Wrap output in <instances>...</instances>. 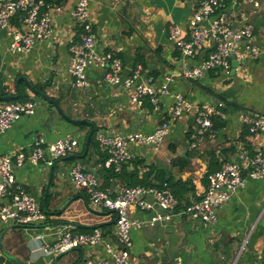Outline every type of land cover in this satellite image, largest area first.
<instances>
[{
	"label": "crops",
	"instance_id": "obj_1",
	"mask_svg": "<svg viewBox=\"0 0 264 264\" xmlns=\"http://www.w3.org/2000/svg\"><path fill=\"white\" fill-rule=\"evenodd\" d=\"M77 1L67 0L61 6L62 12L54 21L53 37L38 43L29 53H11L9 38L0 42V97L16 96L20 90V96L37 104L35 115L25 116L9 130L0 132V157L29 152L39 137L48 143L76 137L81 143L80 152L75 154L78 159L68 156L53 166L48 194L52 166L27 161L23 167H15L17 182L34 196L47 220L27 227L0 221V264H86L89 258H107L101 246H85L57 258L42 252L45 244L57 241L65 227H70L72 233L85 234L100 229L105 238L116 241L115 214L92 208L88 193L73 187L70 170L77 164L83 165L98 178L103 190L114 191L116 195L125 182L111 178L104 168L105 153L96 142L97 134H151L169 118L173 105L167 96L161 99V112L132 105L122 86L106 81L110 70L101 67L87 70L88 87L73 86L69 72L70 47L78 40V31L71 12ZM88 1L97 36L96 52L102 56L115 54L122 62L123 77L141 66L139 82L152 77L158 88L167 85L172 94L184 95L196 105L223 102L225 107V118L214 121V140L197 138L195 117L184 115L173 121L170 134L157 151L146 146L130 147L134 161L127 165L126 173L137 170L142 178L153 172L152 180L158 171L171 172L176 183L185 184L182 189L185 197L194 202L206 192L209 171H218L227 161H239L243 153L254 156L264 150V132L251 135L242 119L243 114L264 118V0H257L258 8L241 4L240 0H228L225 9L245 15L255 27L260 56L241 61L235 75L212 71L198 80L186 79L180 73L185 65L199 66L212 50L206 49L199 57L187 61L170 41L173 25L184 33L188 31L189 21L198 7L197 0H124L118 6L113 0ZM13 20L15 17L12 23L22 27L21 20L17 24ZM188 38L184 34V39ZM19 78L31 83L73 119L92 123L95 141H90L87 147L91 127L69 123L53 102L35 95L23 80L18 88ZM182 154L180 160L185 158L184 163L180 166L176 162L172 167L171 159ZM217 215L215 225L180 218L174 223L133 230V264H264V179L247 177L245 185ZM132 217L147 221L150 214L133 209ZM244 244L246 248L240 252Z\"/></svg>",
	"mask_w": 264,
	"mask_h": 264
},
{
	"label": "built area",
	"instance_id": "obj_2",
	"mask_svg": "<svg viewBox=\"0 0 264 264\" xmlns=\"http://www.w3.org/2000/svg\"><path fill=\"white\" fill-rule=\"evenodd\" d=\"M197 1L198 7L189 21L188 31L184 33L182 28L173 25L170 29V41L187 61L199 57L206 49L212 51L199 66L185 65L181 76L198 80L212 71H222L230 76L233 54L237 55L239 62L254 60L260 56L255 27L248 22L245 15L232 9L225 10L228 0ZM113 2L118 6L124 0ZM240 3L259 7L257 0H240ZM61 12V6L48 5L44 0H0V31L7 30V38L10 39L9 51L16 55L29 53L38 43L49 41L54 35L55 18ZM20 13L24 14L20 19L21 28L12 23V19ZM71 17L78 31V40L70 47L72 59L69 72L75 88L88 87L87 70L91 67H101L110 70L106 74V81L111 85L122 86L129 94L131 104L140 109L144 108L147 99L156 112L162 111L163 96L170 97L173 101L169 118L151 134L98 133L96 142L106 154L103 162L105 169L121 173L124 165L134 160L130 147L146 146L157 151L170 134L173 121L184 115L195 117L197 138H216L214 121L217 118H225L223 102L196 105L184 95L172 94L167 85L158 88L152 77L139 82L142 79L141 66H137L130 75L123 77L122 62L115 54L102 56L96 52L97 36L90 20L89 1L78 0ZM184 34L189 37L187 40L184 39ZM36 109L37 104L31 99L0 102V132L9 130L25 116L35 115ZM242 119L251 135L264 132L263 117L243 114ZM80 150L81 143L76 137H65L54 143H48L44 137H39L31 144L29 152L19 151L0 157V200L5 201L0 203V221L26 227L44 223L47 220L46 213L34 196L17 182L15 167L21 168L27 161L33 165L44 162L47 166H53L61 159L78 154ZM247 177L254 180L264 179V150L257 151L254 156L243 153L239 161L223 163L218 171L208 176L207 189L201 199L190 205L179 206L167 182L160 187L123 186L114 195L112 191L101 188L93 173L88 172L83 165L77 164L69 173L73 187L88 193L92 208L115 214L116 241L105 238L100 229L85 234L72 233L70 227H65L57 241L52 245L45 244L42 252L57 258L63 253L85 246H101L108 257L89 258L86 264H133V230L144 226L174 223L180 218L203 225H215L218 221V210L245 185ZM133 209L148 212L150 218L147 221L133 218ZM245 248L246 244L241 247L240 252Z\"/></svg>",
	"mask_w": 264,
	"mask_h": 264
},
{
	"label": "trees",
	"instance_id": "obj_3",
	"mask_svg": "<svg viewBox=\"0 0 264 264\" xmlns=\"http://www.w3.org/2000/svg\"><path fill=\"white\" fill-rule=\"evenodd\" d=\"M44 1L48 5H57V6H63L67 2V0H44ZM23 16H24V14L20 13L15 17L16 20L15 21L13 20V21L17 24V21L20 20ZM19 100L27 101L26 97H24V95H21L19 97ZM145 107L150 108L151 109L150 111H152V110L154 111V107L150 104L148 99L146 100L144 108ZM94 135H95V133H94ZM94 135L92 136L91 143H93L95 141ZM105 159H106V154H105ZM133 161H131V162H133ZM184 161H185V158L178 161L177 164H179L181 166L184 163ZM130 163H128V164H130ZM128 164L124 165L121 173H116L112 170H107V169L106 170L110 174L111 178H118V179L122 180L123 182H125V186H138L139 185V186H144V187H160L161 185H163V183L167 182L170 185L171 189H173L174 194L176 196V199L179 203V206H182L183 204L190 205L192 203V200L185 197V194L182 192V189L184 188L185 184L182 183V181H178L176 183L175 179H174V175L171 172L169 173V172H165V171H158L155 173L154 178L152 180H151V178H152L153 172H148L142 178H139V173L137 170L132 171V172L129 171L127 173L125 172ZM215 170H217V169H215ZM214 171H209V173L207 175V180H208V176L211 173H213ZM114 193L115 192L112 191V194H114Z\"/></svg>",
	"mask_w": 264,
	"mask_h": 264
},
{
	"label": "water",
	"instance_id": "obj_4",
	"mask_svg": "<svg viewBox=\"0 0 264 264\" xmlns=\"http://www.w3.org/2000/svg\"><path fill=\"white\" fill-rule=\"evenodd\" d=\"M7 30L6 29H2L0 31V42L2 40H5L7 39ZM232 59H233V63H232V74L235 75V71L237 70L240 62L239 60L237 59V56L235 54L232 55ZM21 80H23L29 87V89L37 96L39 97H42L43 99L45 100H48V101H51L53 102V104L56 106V108L58 109L60 115L66 119L69 123L73 124V125H87V126H90L91 127V133L88 137V141H87V147L89 146L90 144V141H91V138H92V135H93V132H94V125L92 123H90L89 121H86V120H76V119H73L72 117H70V115L66 114L65 112H63L60 107L56 104V102L52 101L48 96H46L45 94L41 93L40 91L36 90L34 88V86L29 83L27 80H25L24 78H19L18 81H17V87L20 88V82ZM20 90H19V93L16 95V96H1L0 97V101H5V102H9V101H14V100H18L19 97H20ZM184 154H182L181 156H178V157H175L173 159H171V166L173 167L174 164L176 162H178L181 157H183ZM79 156H76V155H73V156H69L68 159H78ZM55 165V164H54ZM53 165V166H54ZM52 166L51 168V174H50V181H49V184L47 186V194L50 192V189H51V181H52V175H53V171H54V167ZM116 187V185L113 186V189ZM67 209V207H65L64 209L61 210V213L65 212V210ZM115 223H116V220H115ZM65 254L67 253H63L60 255V257L64 256Z\"/></svg>",
	"mask_w": 264,
	"mask_h": 264
}]
</instances>
